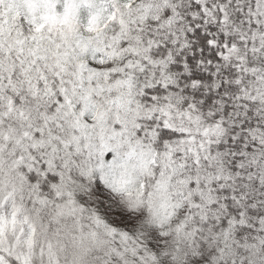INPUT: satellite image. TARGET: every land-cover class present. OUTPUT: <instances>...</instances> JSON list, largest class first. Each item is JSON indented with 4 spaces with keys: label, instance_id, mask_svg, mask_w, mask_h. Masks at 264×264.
<instances>
[{
    "label": "snow or ice",
    "instance_id": "1",
    "mask_svg": "<svg viewBox=\"0 0 264 264\" xmlns=\"http://www.w3.org/2000/svg\"><path fill=\"white\" fill-rule=\"evenodd\" d=\"M0 264H264V0H0Z\"/></svg>",
    "mask_w": 264,
    "mask_h": 264
}]
</instances>
